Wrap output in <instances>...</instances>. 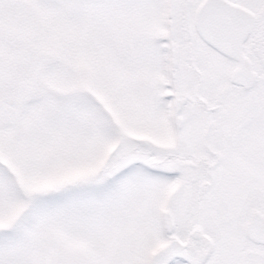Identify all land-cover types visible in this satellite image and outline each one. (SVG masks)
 <instances>
[{"label":"snow or ice","instance_id":"snow-or-ice-1","mask_svg":"<svg viewBox=\"0 0 264 264\" xmlns=\"http://www.w3.org/2000/svg\"><path fill=\"white\" fill-rule=\"evenodd\" d=\"M0 264H264V0H0Z\"/></svg>","mask_w":264,"mask_h":264}]
</instances>
